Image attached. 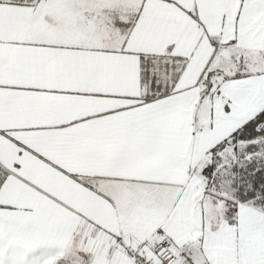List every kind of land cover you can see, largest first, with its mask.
Listing matches in <instances>:
<instances>
[{"label": "snow or ice", "instance_id": "snow-or-ice-1", "mask_svg": "<svg viewBox=\"0 0 264 264\" xmlns=\"http://www.w3.org/2000/svg\"><path fill=\"white\" fill-rule=\"evenodd\" d=\"M0 264H264V0H0Z\"/></svg>", "mask_w": 264, "mask_h": 264}]
</instances>
